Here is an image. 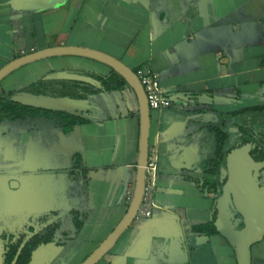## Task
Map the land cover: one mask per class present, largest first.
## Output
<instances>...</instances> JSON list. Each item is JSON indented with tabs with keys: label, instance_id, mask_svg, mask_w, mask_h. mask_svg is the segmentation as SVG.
<instances>
[{
	"label": "crops",
	"instance_id": "1",
	"mask_svg": "<svg viewBox=\"0 0 264 264\" xmlns=\"http://www.w3.org/2000/svg\"><path fill=\"white\" fill-rule=\"evenodd\" d=\"M17 3L22 7L17 8ZM24 5L32 10L27 11ZM44 14L51 27L57 24L62 29L59 27V35L52 36L53 41L45 44L42 40L38 45L32 34L36 26L42 30ZM24 27L30 35L25 50L14 46L17 40L21 41L15 32ZM41 34L44 35L42 31ZM57 46L96 50L122 62L135 74H156L160 87L173 99L168 109L150 110L148 164L154 167V177H146L148 190L137 217L117 242L123 249L112 250L98 264H128L131 258L146 264L147 248L153 241L163 244L161 247L170 255L157 256L153 261L237 264L232 248L213 225L218 194L213 186L204 185L214 183L213 178L202 173L196 163L189 169L183 167L179 157H175L178 145H173V140L184 136L191 142L199 134L207 135L208 128L201 122L212 126L205 121L207 115L217 118L226 114V103L236 104L245 88L251 89L252 96L264 95V0H0V69L20 56ZM50 59L94 65L95 70L90 73L58 81H78L98 87L99 83L90 75L107 77L111 73L109 67L84 58ZM127 89L132 99L127 96L124 113L86 120L81 118L84 112L72 110L82 123L75 125L69 135L61 132L52 135L54 146L46 147L42 162L38 161V155L32 157L34 163L25 156L19 162L21 169L0 174L22 191L30 183L45 179L32 178L37 172L73 176L77 173L76 181L85 186V207L67 210L82 216L76 222L74 243L65 251V243L55 237L59 222L46 224L42 230L54 226L55 232L51 241L32 253L30 264H80L124 217L136 181L138 104L129 86L98 94H127ZM3 92L0 89V95ZM175 95L188 99H177ZM174 100L178 103L174 104ZM68 139L74 143L75 151L67 148ZM71 178H66V183ZM60 183H65V179ZM186 190L196 199L190 205L166 203L168 198L173 201L172 197ZM57 192L64 209L68 190L62 185L59 189L57 186ZM41 206L37 209H42ZM47 206V213H54L55 204ZM43 212L40 214L46 213ZM94 219L98 223L96 238L89 242L79 240L87 222ZM26 231L33 232V227ZM27 233L23 234L26 238L31 234ZM192 254L197 255L195 260ZM0 256L3 260V252ZM251 264L259 262L251 257Z\"/></svg>",
	"mask_w": 264,
	"mask_h": 264
},
{
	"label": "rangeland",
	"instance_id": "2",
	"mask_svg": "<svg viewBox=\"0 0 264 264\" xmlns=\"http://www.w3.org/2000/svg\"><path fill=\"white\" fill-rule=\"evenodd\" d=\"M26 1L28 0H23V2ZM16 7H22V4L17 3ZM24 8L27 11L32 10V7L28 5H26ZM46 18L47 15L45 14L43 15V17H41V20H43L44 24L42 30H38L36 26V30L32 34L34 35L33 37L35 38L38 45H40L42 40L45 41V44L47 42L49 43L48 40L53 41L54 37L52 36L59 35L60 33V26L54 24L51 27V21L49 22L48 20H46ZM60 29H62V27H60ZM41 31L44 35L41 34ZM15 34L17 35V39H21V41L17 40L15 43L16 45L14 46L22 47L25 50L30 44V38L28 37L30 35L27 28L24 27L21 29V31L17 30ZM92 70H95L94 65H91L87 62H79L71 59L48 58L28 64L14 71L12 74L7 76L3 81L0 82V89L4 91L3 93L16 92L17 94L20 93V95L22 94L21 96H23L26 93V88L34 83L45 80L58 81L56 80L58 78L70 79V75L73 76L75 74L90 73V71ZM129 92L130 91L127 89V94L123 92H120L119 94H95L88 97L85 101L86 103L77 105L78 109H76V111L84 112L81 118H84L86 120H101L105 115L112 116L117 112L124 113L126 108L127 96L132 99ZM240 94L242 96L239 101L236 102V104L226 103L227 109L239 110L240 108L258 105V103L260 104V102H264L263 96H252L250 88L241 90ZM175 103L178 102L174 100V104ZM41 109L52 110V112H68L67 110H63L61 108H58L56 110L50 108ZM68 113L79 116L75 111ZM207 116L208 117L205 118V121L211 122L210 124H212L213 127H216L222 132L226 133V128H230V130L235 131L234 124L237 123L236 120L240 119L239 117H241V114L239 112L235 113L232 116L233 120L230 118V114H227V116L226 114L217 115V118L213 114H211V116ZM56 123L57 122L55 120H49L38 115L15 121H0V174L14 172L18 169H21L19 162H21V159L25 156L28 157L29 161L34 163V159L32 157L34 155H38V161L42 162L44 160V155L47 154V150H45L46 147L54 146V144L51 145V142L54 143V137L52 135L63 133V135L66 136L71 134L73 130L72 126V128H70V126L68 125H66L65 127H61ZM201 123L203 124V126H206L205 129L209 128L210 126L204 122ZM54 131H56V133H53ZM206 133L207 135L204 133L197 135L193 140L194 142L192 140L191 142L187 141L185 139L186 137L184 136H180L173 140V145L184 143V145H188L197 149L200 160L196 163V167H198L200 171H202V169L206 171L208 169H213V167L207 166L206 163L209 162V159L212 157V154L215 150V143L212 134L209 133L208 130L206 131ZM63 135L59 136L63 137ZM58 139L61 140L60 137H58ZM67 142L69 143V145H67V148H70L71 151H75L74 143H72L71 139H68ZM233 143L236 142L232 138L230 142H228V145H231ZM35 147H37L35 149L36 153H34L33 151ZM223 149H226V144L223 146ZM48 153L51 152L49 151ZM252 154L255 166H264V153L259 152L258 150H253ZM36 174L37 175L33 176L32 178L38 176L39 178L44 177L46 180L42 179L43 181L39 183H30L28 189L24 191L13 187L12 181L8 182L10 178H3L0 175V254L3 252L4 243L7 244L9 242L15 241L14 239L16 238V236H18L19 238L27 232L35 234V232L44 231L42 230V228L45 227L46 224L50 223L59 222L60 229L58 230V232H55V237L56 239L60 238L59 242L65 243V245L67 246L65 251H68L69 245H72L74 243L73 239L77 230L76 224L78 223V220L82 219V216L74 215L70 211L68 213L67 210L70 208L71 210L74 208H79L80 210L81 208L85 207L84 196L85 194H87V192L85 186H81V184L76 181L79 175L77 173H75L74 176L69 175V173L61 175L54 172H37ZM199 175L201 176V174ZM70 176H72L71 182L66 183V178ZM15 178L17 180H20V177H12V179ZM62 178L65 179V183L61 184L60 180ZM193 180L196 181V179ZM67 184L70 185V187H68ZM62 185L64 186V190L65 188L68 190L67 194H69V198L65 199V202L68 203L65 205V207L63 206L64 209H61L62 197L58 198V196L60 195L57 192V186L59 189V187L61 188ZM70 188L72 191L70 190ZM172 198L173 201H170V198H168L166 203L170 205V202H173L175 203V205L177 204L184 206L190 205L196 200L192 199L193 195L189 190H186V192H184L180 196L177 195ZM39 202H45V204L43 205ZM59 202L61 205H58ZM49 203H51V206L52 204H55L54 208L52 209L54 213H47V205H49ZM40 206L43 208L37 209ZM143 207L144 206H142V208ZM41 212L46 213L41 215ZM95 218L96 220L97 218L98 220L100 219L98 215H96ZM96 220L94 219L87 222L86 229L79 234V240L84 242L85 239L87 242H89L96 238V235H98V230L95 229L96 225L98 224ZM230 220L236 229L242 228L240 218L236 216L233 211H231ZM31 226L33 227V232L26 231V229H31ZM57 242L58 241H56V243ZM119 244L120 243H118L115 248L112 249V252H119L123 249L122 245ZM154 245L155 247L152 248V251L146 254V264H154L155 262L156 264H169L166 263V259H158L160 261H153L157 256L160 255H167L168 258L170 257L169 253L166 252V248H162L160 251H158L161 248V245H156L155 243ZM250 255L252 259H256L259 264H264V239L250 247ZM1 256L0 260H2ZM196 256V254H192L191 258L195 260Z\"/></svg>",
	"mask_w": 264,
	"mask_h": 264
},
{
	"label": "water",
	"instance_id": "3",
	"mask_svg": "<svg viewBox=\"0 0 264 264\" xmlns=\"http://www.w3.org/2000/svg\"><path fill=\"white\" fill-rule=\"evenodd\" d=\"M47 1V0H32ZM78 57L103 64L121 76L134 93L139 112V142L136 168V181L132 199L128 209L109 235L80 263L98 264L115 247L121 236L136 219L142 204L146 188V168L149 154L150 110L146 94L136 74L115 58L102 52L75 46H57L42 49L20 56L0 69V82L19 68L28 64L54 57ZM177 99L187 100L183 95H175ZM13 101L34 108H50L67 110L78 109L77 105L64 100H45L27 95L14 96ZM250 141L245 140L238 148L227 153L225 167L228 176L224 180L222 195L217 200L213 217V225L218 234L232 248L237 264H251L250 247L264 237V190L256 191L251 179V161L249 158ZM175 157L183 167L190 168L200 158L196 148L178 144ZM15 183L12 182V186ZM231 201L236 212L242 217L243 228L236 230L230 221L228 205Z\"/></svg>",
	"mask_w": 264,
	"mask_h": 264
},
{
	"label": "trees",
	"instance_id": "4",
	"mask_svg": "<svg viewBox=\"0 0 264 264\" xmlns=\"http://www.w3.org/2000/svg\"><path fill=\"white\" fill-rule=\"evenodd\" d=\"M90 77L94 78L99 83L98 87L78 81L45 80L27 87L25 95L45 100H64L69 101L74 105H79L81 103H86L85 101L87 98L92 95L120 91L123 87L128 86L125 80L113 70H111L110 75L107 77L95 75H90ZM17 95H20V93L7 92L0 95V121H15L38 115L49 120H55L57 122L56 124H59L61 127L68 125L70 128L83 121L79 116L66 111L52 112V110L21 105L13 101L14 96ZM239 113L244 115L246 120V122H243L245 127L243 124L238 127L239 132H241L240 140L250 139L252 142L260 143L264 146V107H253L242 110ZM208 131L214 138L215 150L206 165L213 167L210 174L218 175L220 174V170H225L226 149H223V146L226 144L228 136L226 133L213 126H209ZM215 184L218 187L217 190L222 194V183L215 182ZM215 184L212 183L210 185L213 186V188H216ZM254 186L257 191L260 189L264 190V185L260 183L254 182ZM54 228V226H50L43 232H35V234L31 233L28 235V238L24 235L19 238L16 236L14 239L15 241L7 244L4 243L2 264H30L32 253L41 244L51 241L50 239L55 232ZM154 243L156 245H161L160 243L153 241L151 247L149 246L147 248L149 249V252L155 247ZM161 249L162 247L158 251ZM128 264H141V261H132L131 258ZM154 264H156V262Z\"/></svg>",
	"mask_w": 264,
	"mask_h": 264
},
{
	"label": "flooded vegetation",
	"instance_id": "5",
	"mask_svg": "<svg viewBox=\"0 0 264 264\" xmlns=\"http://www.w3.org/2000/svg\"><path fill=\"white\" fill-rule=\"evenodd\" d=\"M263 97H264V95H263ZM253 107H257V108L264 107V102L263 103L260 102V104L258 103V105L240 108L239 110H231V109H227L226 108V116H227V114L228 115L230 114V118L233 120L232 116L235 113H238V112H240L242 110L249 109V108H253ZM229 111H231V112H229ZM239 118H240L239 120H236L237 123L234 124L235 131L230 130V128H226V134L228 136V139H227V142H226V154H225L226 155V162H227V153H228V151L230 149H232V148H238V147H240L243 144V142L245 140H249L250 141L249 158H250V161H251V179H252L253 185H254V182H257V183H260V184L264 185V166H260V167L255 166L254 161H253V154H252V151L253 150H258L259 152H263L264 153V146H262L260 143H254L250 139H245V140H242V141L240 140L241 132H239L238 127L241 126L242 124L245 127V124L243 122H246V120H245L244 115H241V117H239ZM232 138H233V140H235L236 143H233L231 145H228V142H230V140ZM226 162H225V164H226ZM210 171H212V169H208L207 171L202 169L201 172L204 173V174H206V175L211 176L213 178V180H214V184H215V182L216 183L217 182L222 183V187H223L224 180L228 176L226 167H225V170L224 169L223 170H220V174H218V175H212V174H210L211 173ZM216 172H215V174H216ZM210 184L211 183H208V182L207 183H204L205 186L206 185L207 186H210ZM215 186H216V188H214V189H216V192L218 194V198L217 199H219L222 194H220V192L217 190L218 187H217L216 184H215ZM254 188H255V186H254ZM260 190H263V189H260ZM231 211H233L236 214V216H238L240 218V221H241V224H242V228H243L242 217L236 212V210L234 209L231 201H229V205H228V214H229V217H230ZM234 228H235V226H234ZM241 229H236V230H241ZM263 239H264V237L261 240H263ZM260 241H258V242H260Z\"/></svg>",
	"mask_w": 264,
	"mask_h": 264
},
{
	"label": "built area",
	"instance_id": "6",
	"mask_svg": "<svg viewBox=\"0 0 264 264\" xmlns=\"http://www.w3.org/2000/svg\"><path fill=\"white\" fill-rule=\"evenodd\" d=\"M136 76L138 77L139 82L146 94L149 110L160 111L162 109H168L172 106L173 99L170 98L160 87L159 79L156 74H143L141 72H138ZM147 176H150L151 179H153L154 177V167L152 166V164H147L146 177ZM147 190L148 188L146 185L145 194ZM148 214L149 213H146V215Z\"/></svg>",
	"mask_w": 264,
	"mask_h": 264
}]
</instances>
